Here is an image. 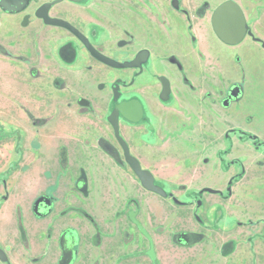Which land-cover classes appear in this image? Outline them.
Here are the masks:
<instances>
[{
  "label": "rangeland",
  "instance_id": "obj_1",
  "mask_svg": "<svg viewBox=\"0 0 264 264\" xmlns=\"http://www.w3.org/2000/svg\"><path fill=\"white\" fill-rule=\"evenodd\" d=\"M45 1L49 0H30L18 14L0 11V249L5 253L0 264H264V147L259 145L264 144V56L260 51L252 50L247 70L233 63L235 77L249 83L241 99L220 111L222 124L245 132L227 127L224 135L211 124L208 145L201 147L175 113L163 111L158 123H152L151 136L157 132V137L151 143L138 138L147 124L134 125L131 152L153 174L155 184L184 203L180 204L145 190L114 140L111 149L98 145L106 137L111 140L104 119L112 108L106 100L109 81L100 91L102 75L81 77L83 58L74 71L61 63L68 59L63 61L60 54L72 52L59 46L76 41L67 31L36 19L34 10ZM89 3L63 1L49 13L88 32L94 20ZM26 13L29 19L22 25ZM113 23L122 24L106 33L112 45L109 54L123 59L146 46L152 51L153 70L157 19ZM124 45L129 51L122 50ZM240 50L241 55L249 51L244 44ZM63 66L70 71L71 76L65 73L70 82L57 74ZM128 72L113 70L112 79L124 78ZM155 84L144 74L123 92L144 94L150 109L157 110V100H146L145 95L147 87ZM80 98L88 103L80 105ZM70 133L76 145L59 149L57 142L67 140ZM254 134L260 138L256 142L251 138ZM60 172V181L66 183L54 193L52 212L45 219L36 217L33 199ZM75 178L79 180L74 193ZM204 187L221 192H203ZM75 213L79 224H63L73 221ZM51 221L58 223L48 224ZM66 225L77 231L73 233L76 256L69 262L59 257L57 245L68 232L63 231Z\"/></svg>",
  "mask_w": 264,
  "mask_h": 264
},
{
  "label": "flooded vegetation",
  "instance_id": "obj_2",
  "mask_svg": "<svg viewBox=\"0 0 264 264\" xmlns=\"http://www.w3.org/2000/svg\"><path fill=\"white\" fill-rule=\"evenodd\" d=\"M11 1L16 0H10L9 2ZM29 1L30 0H26L24 6L19 10H5L2 6L3 4L1 5L0 0V11L11 15L18 14L23 12L28 7ZM53 1L55 0L45 1L43 3ZM63 1H69L77 4H83L87 1L90 2L91 14L94 17V20L88 24L90 26L88 28V32H84L79 26L61 16L51 15L49 13L52 6ZM226 2L233 3L240 11V16L235 10L231 12V18H234L237 23L240 18L243 19L244 34L242 39L235 44L227 43L220 39L213 29L212 19L214 13L219 6ZM3 3L6 7L9 6L10 8H14L13 5H9L7 3V0H3ZM263 13L264 0H61L50 6L48 10V15L50 17L62 19L70 23L87 38L88 42L93 49H95V51L107 58L116 60L120 63L131 62L138 54L145 51L146 55L145 53H142L139 56L138 62H140V65L130 67H113L97 59L70 31L59 26L45 24L41 18H38L37 16L35 17L43 25L67 31L76 41V44L68 47L64 45L59 46V49H62L63 51L69 50V53L72 52L69 56H63L60 54V58L62 60L68 59L67 61L63 60L64 62L61 63L68 64L71 67L70 69L75 70V68L80 64V59L83 58L85 63H83L80 68L81 72L79 73L81 77L83 78L85 76V78H87V76H91V78H97L98 75H102V82L97 84V89L100 91L105 89V81H109V94L106 97V100L108 106L112 104V108L108 114L104 116V119L110 127L109 135L111 136V140L106 137V141L99 142L98 145L105 149H111L113 147L114 140L116 146L121 151L122 159L126 165L127 163L124 159L123 149L115 137V133L108 120V116L111 114L116 105L132 101H137L139 103L141 112L140 114L136 113L135 115L136 117L139 116L137 121H131L119 112L117 123L120 137L127 145L129 153L138 160L141 166L139 159L131 152L132 146L130 141L134 139L133 127L136 124L145 122L147 124L145 125V131L142 130L138 138L145 143L149 141L151 143L152 139L157 137V132L154 136H151L154 132V126L152 123L156 120L158 123V120L161 119L163 111L175 113L180 120L183 118V123L189 127L191 134L195 136V143L201 145V147L208 145L207 140L210 134L211 124L217 125L218 129H220L224 135H226L225 131L227 127H229L228 129H230V131L240 130L245 132L237 127L225 126L222 124L220 111L222 108H228L234 104L236 100L241 99L246 93V84L249 83V81L246 83L235 77V67L233 63L235 61L239 62V65L242 64L243 69L245 68V70H247L249 68V64H251L252 57H250V53L252 50H263L264 52V39L260 36V34H264V22L262 23L259 21V19L263 16ZM29 15L30 14L28 13L23 14L21 20L22 25L27 23ZM147 17L157 19V60L152 68L153 70H150L149 67L152 58V51L150 48L141 46L131 51L133 52L131 56L123 59H117L109 54L112 49V45H109L105 39L107 32L114 30L117 27H121L122 23L116 24L113 23L114 21H127L130 19L142 20ZM110 21H112V23H109ZM242 44H244L249 51L248 53H243L241 55L239 54V51L241 52L240 49ZM124 49L129 51V45H124L122 50L124 51ZM236 49L238 54H234ZM143 57L145 58L144 60H142ZM64 66L61 67V70L60 68L58 69L60 73L57 74L61 77V79H63L62 81L70 82L71 78L65 75L67 71L65 67L67 66ZM113 70H127L129 72L124 78L117 77L113 80ZM68 72H70L69 70L67 71V74L70 75ZM144 74L150 75V78H153L157 83L155 85L148 86L146 89L147 93L145 94L146 100H157V110L150 109L143 97L144 94L140 95L137 92H123V89L132 87L136 83V80ZM227 80H229V82L226 85L225 81ZM211 88L216 91L212 92ZM115 93H117L116 100H114ZM87 103V99H79L80 105L84 106ZM166 103L168 104L164 106L163 104ZM65 137H67V140L63 139L57 142L59 149L76 145L77 141L74 140L76 139L74 133H70L69 136ZM251 138H253L254 142H256V140H258L256 138L259 137L254 134ZM259 141L260 142L258 143L263 142L262 140ZM79 143L81 142L79 141ZM259 145L264 147V144ZM112 159L113 158L110 157V161ZM127 167L129 168L128 165ZM59 174L60 175L57 174V179L53 180L46 186V189L42 194L33 199L31 208L36 217L45 219V217L52 212L54 206L53 204L55 202L53 200L55 195L54 193L60 192V186H64V183H62L63 181H60V177H62L61 174L63 173L60 172ZM78 180L75 178L72 182V189H74V193L77 189L76 185ZM230 186L231 181H229L226 185V192L230 191ZM206 188L209 187H204L202 191L209 192L206 191ZM49 189L51 191L48 193ZM209 189L213 190L209 193L219 194L221 192L217 189ZM167 196L172 198L174 202L184 204L183 202H179L169 193H167ZM38 198H42V201L39 202L37 211L35 212L34 204ZM174 198L177 201H175ZM68 202L71 204L70 199ZM73 202L75 206L76 201L74 200ZM197 204H199V201H197ZM73 209L80 210L78 207H73ZM64 216L65 212H60V218H64ZM79 217L80 216L75 213L74 220L67 221L69 222L68 224H79ZM56 223H52L51 221L48 224ZM137 227L145 235L143 228L141 226ZM65 229H68V232H62L63 235L58 239L57 245L59 248V257L62 256L61 259L63 262L66 260L69 262L72 259V256H76V241L74 236L77 231L74 225H66L63 228V231ZM2 254L4 258H0V263L5 260V253L3 251Z\"/></svg>",
  "mask_w": 264,
  "mask_h": 264
},
{
  "label": "water",
  "instance_id": "obj_3",
  "mask_svg": "<svg viewBox=\"0 0 264 264\" xmlns=\"http://www.w3.org/2000/svg\"><path fill=\"white\" fill-rule=\"evenodd\" d=\"M9 1L10 0H7V3L9 5H13L14 8H10L9 6L6 7V5H4L3 3V0H1V5L3 4L2 6L5 10H10V9L19 10L24 6L26 2V0H16V1H11V2ZM58 1H61V0H55L53 2H46V3L41 4L35 10V16H37L38 18H41L45 24L59 26V27L67 29L73 35H75L88 48V50L91 52L92 55H94L97 59L113 67H127V66L130 67V66L140 65V62H138L139 56L142 53H145L146 55L145 51H142V53L138 54L137 57L131 62L120 63L116 60L107 58L103 56L102 54L98 53L97 51H95V49H93V47L88 42L87 38L67 21L50 17L48 15V10L53 3L58 2ZM70 1H80V0H70ZM234 10L238 13V15L240 14L239 9L235 7L233 3L231 2L223 3L221 6L217 8V10L214 13L213 19H212L213 29L216 35L220 39L224 40L227 43H231V44H235L239 42L242 39L243 34H244L243 19L240 18L239 22L237 23L235 22L234 18H231L230 16V13L233 12ZM144 59L145 58L143 57L142 60ZM116 95L117 93H115L114 100H116ZM119 112L121 115L128 118L129 120L137 121L139 119L138 118L139 116L136 117L135 115L136 113L140 114L141 112L139 103L137 101H132V102H127V103L116 105L113 111L111 112V114L108 116V120L113 127L116 139L118 140L119 144L121 145L123 149V155H124L125 162L129 166L133 174L136 176V178L139 180L141 186L145 190L158 194L162 197L167 196L166 191L160 186L155 184L153 174L148 169L142 168L138 160L129 153L127 145L125 144L123 139L120 137L119 132H118L117 119H118ZM206 191L212 192L213 190L206 188ZM174 200L177 201L175 198ZM41 201H42V198H38L36 200L34 204L35 212L37 211V206L39 202ZM137 226L140 227L139 224H137ZM0 258L2 259L4 258L1 250H0Z\"/></svg>",
  "mask_w": 264,
  "mask_h": 264
},
{
  "label": "crops",
  "instance_id": "obj_4",
  "mask_svg": "<svg viewBox=\"0 0 264 264\" xmlns=\"http://www.w3.org/2000/svg\"><path fill=\"white\" fill-rule=\"evenodd\" d=\"M259 21H261L262 23L264 22V13H263V16L261 17V19H259ZM260 36H261V38H263L264 39V34H260ZM260 51H262V52H260V54H261V56H262V54H263V56H264V52H263V50H260ZM66 183V180H64V184ZM69 222H65L64 224H68Z\"/></svg>",
  "mask_w": 264,
  "mask_h": 264
}]
</instances>
